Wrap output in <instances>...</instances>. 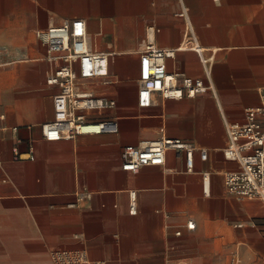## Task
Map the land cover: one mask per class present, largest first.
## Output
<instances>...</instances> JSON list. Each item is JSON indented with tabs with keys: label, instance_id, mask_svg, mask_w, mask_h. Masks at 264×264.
<instances>
[{
	"label": "crops",
	"instance_id": "0c3cea01",
	"mask_svg": "<svg viewBox=\"0 0 264 264\" xmlns=\"http://www.w3.org/2000/svg\"><path fill=\"white\" fill-rule=\"evenodd\" d=\"M8 3L0 0V264H55L62 250L105 264H264V201L225 186V174L241 169L225 156L227 126L245 123L264 90V0ZM77 18L110 69L109 83L80 80L81 88L116 101L79 113L115 118L120 130L51 141L42 126L55 120L59 88L47 77L62 60L50 58L35 31ZM146 42L174 51L166 67L179 84L200 78L209 89L156 92L139 106ZM162 137L194 148L191 171L176 149L162 165L123 169L125 146Z\"/></svg>",
	"mask_w": 264,
	"mask_h": 264
},
{
	"label": "built area",
	"instance_id": "2783aa9c",
	"mask_svg": "<svg viewBox=\"0 0 264 264\" xmlns=\"http://www.w3.org/2000/svg\"><path fill=\"white\" fill-rule=\"evenodd\" d=\"M36 38L47 48L51 59L62 60L47 77L49 85L58 86L54 96L55 120L44 124L42 131L47 140L73 139L81 134L118 133L119 121L115 118L94 120L80 110L113 107L116 101L81 88L80 80H101L109 83V56L93 51L88 44L86 22L77 18L58 26L37 29ZM199 52L201 49L195 47ZM173 50L146 42L140 52L138 104L148 107L153 95L161 92L167 98H181L184 94L195 96L209 89L202 79L184 77L181 84L169 74L166 59ZM245 123L228 125L229 145L225 156L237 160L241 169L225 174V186L238 197L257 198L264 201V90L261 103L248 107ZM2 132L0 130V141ZM169 149L185 151L188 170L193 169L194 148L180 139L162 137L141 145H127L122 152L123 169L138 172L143 166L162 165ZM18 158H23L19 148H14ZM207 152L202 151V158ZM208 177L204 185L208 186ZM131 212H136V192H131ZM188 228H194L192 222ZM178 234L180 232H177ZM55 264H105L88 259L84 251L62 250L55 254ZM177 264H189L182 261Z\"/></svg>",
	"mask_w": 264,
	"mask_h": 264
},
{
	"label": "rangeland",
	"instance_id": "374dc122",
	"mask_svg": "<svg viewBox=\"0 0 264 264\" xmlns=\"http://www.w3.org/2000/svg\"><path fill=\"white\" fill-rule=\"evenodd\" d=\"M8 4H9V3H8V0H2V6H7V7H8ZM132 84H133V86H134L135 82H133ZM127 90H128L127 92H129L130 88H128ZM231 261H232V260H231ZM230 263H231V262H230Z\"/></svg>",
	"mask_w": 264,
	"mask_h": 264
}]
</instances>
